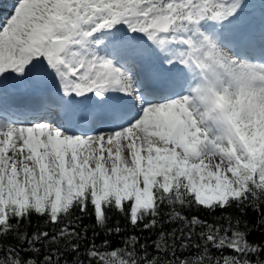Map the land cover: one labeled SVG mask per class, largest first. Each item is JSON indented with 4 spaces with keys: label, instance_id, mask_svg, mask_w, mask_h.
I'll return each mask as SVG.
<instances>
[{
    "label": "snow or ice",
    "instance_id": "snow-or-ice-1",
    "mask_svg": "<svg viewBox=\"0 0 264 264\" xmlns=\"http://www.w3.org/2000/svg\"><path fill=\"white\" fill-rule=\"evenodd\" d=\"M0 264H264V0H0Z\"/></svg>",
    "mask_w": 264,
    "mask_h": 264
},
{
    "label": "trees",
    "instance_id": "trees-1",
    "mask_svg": "<svg viewBox=\"0 0 264 264\" xmlns=\"http://www.w3.org/2000/svg\"><path fill=\"white\" fill-rule=\"evenodd\" d=\"M259 234H257V236H258Z\"/></svg>",
    "mask_w": 264,
    "mask_h": 264
}]
</instances>
